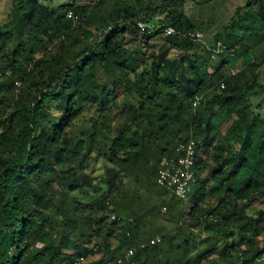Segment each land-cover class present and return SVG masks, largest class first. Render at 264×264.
I'll use <instances>...</instances> for the list:
<instances>
[{"label": "trees", "instance_id": "trees-1", "mask_svg": "<svg viewBox=\"0 0 264 264\" xmlns=\"http://www.w3.org/2000/svg\"><path fill=\"white\" fill-rule=\"evenodd\" d=\"M257 1L206 41L185 0H12L0 22V264H100L131 247L136 264H264ZM189 140L196 186L179 196L156 179Z\"/></svg>", "mask_w": 264, "mask_h": 264}, {"label": "rangeland", "instance_id": "rangeland-1", "mask_svg": "<svg viewBox=\"0 0 264 264\" xmlns=\"http://www.w3.org/2000/svg\"><path fill=\"white\" fill-rule=\"evenodd\" d=\"M47 1V0H46ZM49 1V0H48ZM55 4H67L71 0H50ZM83 1H91V0H83ZM245 0H203L200 2L199 0H185L184 4V12L187 16L193 17L197 21H204L207 23L209 27H206L204 33V38L208 41L212 35L219 29L220 25L226 22L232 13L241 6ZM12 4V0H0V22L6 17L7 10L10 8ZM254 6L258 7V1L254 0ZM157 17H162L161 15L154 16L149 23H155ZM149 43L151 44V50H157L162 44V40L153 36L149 38ZM142 51L149 52V49H146L144 45L141 46ZM259 78L260 81L264 83V67L259 70ZM126 111L122 110L121 118L124 117ZM94 109L89 108L86 109L81 116H78L76 119V126L81 128H86L87 124H90L94 118ZM100 165H96L94 169H90L89 172L92 173L94 177H99L102 174L100 169ZM196 182L193 181L190 184L188 195L195 189ZM261 202H256L254 206L249 208V212H254V208L256 206H260ZM264 237V233L262 235ZM99 254L93 256V258H97Z\"/></svg>", "mask_w": 264, "mask_h": 264}, {"label": "built area", "instance_id": "built-area-1", "mask_svg": "<svg viewBox=\"0 0 264 264\" xmlns=\"http://www.w3.org/2000/svg\"><path fill=\"white\" fill-rule=\"evenodd\" d=\"M137 25L139 29L143 32L148 30L145 23L138 21ZM181 34L180 31H177L173 26L167 25L163 29L164 35H173ZM187 35L193 41H203V33L198 30H190L184 34ZM171 54L177 56L178 51L172 50ZM234 72V71H233ZM15 84L18 86L20 81H15ZM221 87H224V84L221 83ZM198 97L193 100V105L198 103ZM194 141L189 140L186 143H180L178 150L181 154L176 158H166L161 162V167L157 175V183L171 188L177 195L184 196L185 193L189 190L191 182L194 180V165H195V156L196 151L194 148ZM111 218H115L113 214ZM160 240L159 237H153L149 240L151 244H154ZM145 243H141V246H144ZM135 248H128L123 255L116 257L113 260L104 261L100 264H136L134 260ZM94 264V263H87Z\"/></svg>", "mask_w": 264, "mask_h": 264}]
</instances>
